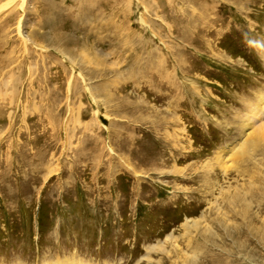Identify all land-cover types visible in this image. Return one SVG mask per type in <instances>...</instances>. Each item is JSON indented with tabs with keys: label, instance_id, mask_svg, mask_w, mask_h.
<instances>
[{
	"label": "rangeland",
	"instance_id": "374dc122",
	"mask_svg": "<svg viewBox=\"0 0 264 264\" xmlns=\"http://www.w3.org/2000/svg\"><path fill=\"white\" fill-rule=\"evenodd\" d=\"M261 97L264 0H13L0 264H264Z\"/></svg>",
	"mask_w": 264,
	"mask_h": 264
},
{
	"label": "bare ground",
	"instance_id": "6f19581e",
	"mask_svg": "<svg viewBox=\"0 0 264 264\" xmlns=\"http://www.w3.org/2000/svg\"><path fill=\"white\" fill-rule=\"evenodd\" d=\"M22 1H24V0H22ZM12 3H13V0H10L7 3L0 5V11L10 8ZM20 7H22V4ZM24 42H25V40H24ZM263 104H264V97H261V98H259V101L257 102V105L255 106V112L258 110V114L259 113L264 114V109L262 108ZM253 111H254V109H253ZM255 115H257V113H255ZM242 128L244 129V131H246L244 133L243 139L241 140L242 145L247 146V144L248 143L250 144V142L252 143L255 141V143H256V142H260L262 140L261 138L263 136L261 135L260 132L262 131L264 134V126L261 127L262 130L260 132H255L252 129L253 127H251V125L249 123L244 124ZM245 128H247V130H245ZM66 263L67 264H74V263L69 262V261H67Z\"/></svg>",
	"mask_w": 264,
	"mask_h": 264
}]
</instances>
